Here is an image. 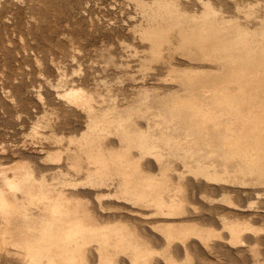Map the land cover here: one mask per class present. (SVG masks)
Instances as JSON below:
<instances>
[{
  "label": "bare ground",
  "instance_id": "bare-ground-1",
  "mask_svg": "<svg viewBox=\"0 0 264 264\" xmlns=\"http://www.w3.org/2000/svg\"><path fill=\"white\" fill-rule=\"evenodd\" d=\"M133 2L126 23L137 42L127 55L141 67L158 61L151 76L130 75L122 95L113 78L87 87L60 73L26 90L31 150L3 165L0 146V257L179 264L264 245V0ZM126 61L113 63L127 75ZM258 248L246 263L260 261Z\"/></svg>",
  "mask_w": 264,
  "mask_h": 264
},
{
  "label": "rangeland",
  "instance_id": "rangeland-1",
  "mask_svg": "<svg viewBox=\"0 0 264 264\" xmlns=\"http://www.w3.org/2000/svg\"><path fill=\"white\" fill-rule=\"evenodd\" d=\"M54 1L55 0H33V1L32 0H15V1L14 0H0V23H1L0 24V75H1L0 77H3L7 74L13 75V76L7 75V76H5L6 78L3 77L4 78V80H2L3 82L0 79V81L3 83V84L0 83V86H2V85L4 86V88L0 87V146H3L7 150L4 157L1 158L3 165H9V164L13 163L14 161H18L28 151L31 150V148L29 147V143L31 141V137L29 135L30 123L27 120L26 115H27V112L30 111V109L28 108L29 105L31 107L33 105V103L31 101V99H29L30 98L28 96L29 93L26 90H28L30 88L31 81H33L34 78H35V80H37L38 83H40L41 80L48 79L50 77L49 80L51 81L52 80L51 78H53L54 82H53V80H52V82L56 83L63 76L65 79L68 78V81L70 79L71 80V81H69L70 83L73 82V83L77 84V83H80V81H81L85 85L87 84L86 85L87 87H88V85L91 87L93 85H96L97 82L100 80L102 81L103 79H107V78L112 79L113 78L112 81L110 79H108V80H110L112 82V84L114 83L113 86H115V91L117 90L116 91L117 93L121 92V94L120 93L119 94L122 95V93L124 91H129V90H127L128 89L127 86L129 84V81H130V79H129L130 75L137 77V81L140 79V76H145L144 74H148V76H151L150 74H153V72H154L153 70H155L154 67H156V65H158V63H159L156 60L154 61L153 59H150V60L148 59L149 62H147V61L146 62L149 65L151 63L150 66H152V67L148 68L150 66L148 64H145L146 62L143 63V65L141 67V65H137L139 61H138L136 56L127 55V53L128 54L130 53V49L134 48V46L136 45L134 43L137 42V40L132 38L133 37L132 33L130 31H127L128 30L127 26H128V24L131 23L130 19L132 21L131 15H133V20H134V15H135V13H137V12L130 11L131 8H132V10H134V4L131 3V2H133V0H130L131 2L130 1L127 2L128 0H119V2H118L116 0V2H118V3H116L115 0H113V2H112V0H96V1L95 0H56L55 2ZM110 1L112 3H110ZM88 3L91 5H89ZM109 3H110V5H109ZM111 4L115 8H113L111 6ZM129 5H131V6H129ZM128 7L129 8L131 7V8L129 9ZM129 11H130V14L128 13ZM91 15L93 17H91ZM128 15L130 17H127ZM85 16H86V18H85ZM99 16H100V18H98ZM5 17H7V18H5ZM122 17H123V21L121 19ZM89 18H91L93 21L92 25H91L92 21ZM115 18L117 19V21ZM135 18H136V15H135ZM4 19H5V22H2ZM124 20H125V22H124ZM100 21L102 22L101 24H99ZM112 21H116L117 25L115 24V22H112ZM6 22H7V24H6ZM126 22H130V23H126ZM124 23H126L125 24L126 26L124 25ZM2 24L5 26L4 28H3ZM94 24H96V26ZM111 24H114V25L109 26ZM120 24H122V25H120ZM97 25H99V27ZM100 26H101V28H100ZM113 26H115V27H113ZM122 27L125 29L123 30ZM118 28H120V29H118ZM127 32H128V34H127ZM64 33L66 34L67 38L64 36L65 35ZM62 34H64V35L62 36ZM70 35L72 38L69 37ZM68 37H69V39H68ZM122 40L124 43L121 42ZM125 45H127V46H125ZM127 48H129V49H127ZM25 49H26L27 53L25 52ZM31 49H34V50H31ZM126 49H127V51L125 52ZM108 50L109 51L112 50L113 52H111V54L112 53L113 54L111 55ZM119 50H121V51H119ZM32 51H34V52H32ZM23 52H25L26 54H24ZM28 52H29V54H28ZM115 52L117 54H115ZM123 52H124L123 57L125 58V60H127L126 62H129V65L127 66L130 68V69L127 68L128 69V72H127L128 77L126 74H124L122 72L120 73V71H118V70L122 69L121 67H124V66H120L119 68H117V66L115 65L116 63L117 64L121 63L120 62L121 59H124L122 56L120 57V54L121 53L123 54ZM31 53L37 55V57L35 55H32ZM24 55L25 56L28 55V56L25 57ZM33 56H35V57H33ZM108 56H110L112 58H114V57L116 58V59H113L115 64L113 63V60L110 57L109 58L111 60H109V61L111 62V64L109 61L107 62V59H109ZM126 56H127V58L128 57L129 58L126 59ZM22 57L25 61L22 59ZM28 57L30 59H28ZM32 57L34 60H35V58H36V60L37 59L40 60V61H38V60L36 61L39 63V66H38V63H36L32 59ZM119 57H120V59L118 60ZM50 58H55V59H50ZM41 60L43 63L41 62ZM151 60H153L156 65L154 64L153 61L151 62ZM49 62L51 64H49ZM52 62H55L56 64L54 63V65H53ZM105 63L107 64V67H106ZM131 64H132V66H131ZM108 65H110V66H108ZM40 66H41V68H40ZM56 66H59L60 68H58V67L56 68ZM39 68L41 69V71ZM79 68H81V69H79ZM5 69H6V71H5ZM36 69L38 71H40L39 74L41 73L42 75L41 74L40 75L42 77L44 76L43 78L40 77V75L37 73L38 71ZM61 69H62V71L65 70V72L63 71L64 73H62ZM125 69H126V67H125ZM151 69H152V72H150ZM25 70H27V72ZM78 70L80 71L79 73H78ZM21 71H22V74H21ZM32 71H33V73H32ZM42 71H44V74H46V75H44L42 73ZM3 72H5V73H3ZM34 72H36V73L34 74ZM115 72H118L117 77L114 75V74H116ZM61 73H62V75H61ZM136 73H137V76L134 75ZM28 74H30V76ZM31 74H33V75H31ZM58 74H59V76H58ZM119 74L126 77V79L124 77L123 78L118 77V76H120ZM25 75L26 76L28 75L27 78ZM8 76L10 78H8ZM57 76L59 77V79L56 78ZM66 76H68V77H66ZM115 77L119 78V79H117L118 83L120 84V86L118 85L119 89L116 87V85L118 83H117V80ZM7 78H8V81H10V80L11 81L8 82ZM11 78H13V81ZM16 78H18V79H16ZM30 78L32 80H29ZM73 78H75V79H73ZM20 80H22V81H20ZM27 80H28V82H27ZM4 81L6 82V85H5ZM14 81H17L18 83H14ZM101 81L98 83H101ZM122 81H125L126 83L123 82L124 83L123 84ZM115 83H117V84L115 85ZM8 84H10V85L8 86ZM24 84L27 86H25ZM12 85H14V86L12 87ZM123 85L126 87L125 90L121 88V86L123 87ZM18 86H20V87H18ZM22 86H23V88H22ZM5 87H6V89H5ZM14 87H16L17 89ZM45 87L46 86L42 87L43 92L45 93L44 95H46V89H47V87L46 88ZM11 88H12V90H14V92L19 89L18 92L17 91L15 92L17 94L16 98L18 96L19 99L17 98V100H15L16 99L15 96H11V97L9 96V94L13 95V93H14L11 90ZM20 88H22V89H20ZM3 89L6 90V91L4 90L5 91L4 94H3ZM10 90H11V92H10ZM23 92H24V94H23ZM19 95L21 97L25 96L24 98L26 100L23 98H22L23 100L20 99L21 97H19ZM7 96H8V98H7ZM26 96L29 98H27ZM12 98L15 102L12 100ZM8 99H10V100H8ZM24 101H26V102H24ZM29 101H31V104ZM12 103L13 104L15 103V104L13 105ZM25 103H27V105ZM16 104H17V106H16ZM25 107H27L28 109H26ZM23 108H25V109H23ZM17 109H20L19 113H18ZM21 109H23V110H21ZM24 111H26V112H24ZM23 112H24V114H23ZM17 113H18V115H17ZM16 116L18 119L16 118ZM16 119L17 120L20 119V121H17ZM24 140L27 142H25ZM24 142H25V145L26 144H28V145L24 146V144H21ZM18 146L20 148H18ZM253 197L251 199L249 198L248 200H250V202H251L253 199L252 202H254V201L256 202V200H257L256 197H254V198ZM261 222L264 223V220L258 221L257 225H261L262 224ZM258 246H259V248H258ZM162 247L163 246L159 247L160 249L157 248V254L160 255V257L162 256V259H163L164 258L163 253L166 252L165 254H167V255H165V260L167 261V259L170 258L169 257L170 252L167 253L168 250L166 251V249L163 248L165 250L164 251L163 249H161ZM254 248H256V249L258 248V250H260V251L262 249V252H263L264 245L261 244V248H260V244L259 245L257 244L256 246H254L252 250L256 251V249H254ZM159 250L160 251L162 250L163 252H160ZM224 250H222V252ZM254 251L251 252V250H249V251L246 250V254H245V252H243L244 254H242V252L240 253V252H236L234 250L232 252V253L235 252L234 255L231 254V252L228 253V251H224V253H222L220 251L218 253L220 254V257L222 256L221 259L220 258L218 259L219 254H214V253L210 254L209 253V255H208L207 254L208 252H205L206 253V257H205L206 259L204 258V260L207 261V262L205 261L206 264H208V263L209 264H215V262H216V264H235V263L236 264H249V263L253 264V263H255L254 261L251 260L250 262L246 263V260L249 257L251 259L252 253L256 254V252L254 253ZM262 252L257 251V254L258 255L260 253L262 254L261 256H263V257H260V256L259 257H260V261L262 258H263L262 259L263 261H261V263H260V261H258L255 264H259V263L262 264L264 262V254H263L264 252L263 253ZM197 254L198 253H196V255L194 254L195 255L194 258H193V256L191 257V260H193L192 262H191V260L188 261L189 258L188 259L185 258L184 255L181 256V259L180 258L178 259L181 261H179V262L176 261V262L179 264H186V263L187 264H195V263L197 264L198 262L200 264H205L204 261H200V256ZM224 254H226V255L230 254L231 257H228L226 255L224 256ZM16 255H14L15 258L17 257ZM215 255L218 257H215ZM236 255H237V257H236ZM240 255H242V256H240ZM258 255H256V256H258ZM3 256H6V258H3ZM3 256L1 255L2 259L0 261V264H4V263L5 264H17L16 262H18V264L20 263L18 257H17V259H15V258H12V255L8 257V255L4 254ZM207 256H209L208 258H210V259H208ZM223 256L225 257V259H223L224 258ZM195 257H197L198 260ZM241 257H243L242 259L244 260L243 262H245V263L240 261V260H242ZM9 258L15 259L17 261L15 262V260H12V259L10 260ZM213 258L216 260H213ZM237 258H239V259H237ZM202 259L203 258H201V260ZM236 259H237V261H236ZM217 260H220V263ZM8 261H11V262L13 261V263H11V262L9 263ZM196 261H198V262H196ZM228 261L231 263H229ZM193 262H195V263H193Z\"/></svg>",
  "mask_w": 264,
  "mask_h": 264
}]
</instances>
